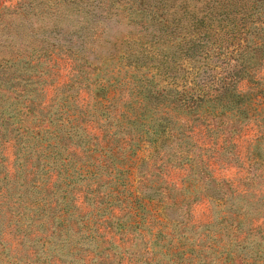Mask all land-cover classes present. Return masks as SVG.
<instances>
[{"label":"rangeland","instance_id":"obj_1","mask_svg":"<svg viewBox=\"0 0 264 264\" xmlns=\"http://www.w3.org/2000/svg\"><path fill=\"white\" fill-rule=\"evenodd\" d=\"M144 1L0 0V264H264V0Z\"/></svg>","mask_w":264,"mask_h":264},{"label":"trees","instance_id":"obj_2","mask_svg":"<svg viewBox=\"0 0 264 264\" xmlns=\"http://www.w3.org/2000/svg\"><path fill=\"white\" fill-rule=\"evenodd\" d=\"M139 2L140 5H142V11H149V13L152 14V18L156 19L158 17V15L160 16H165V14L167 13L166 10H164V4H156L154 5L153 7H145V1L144 0H136ZM231 1V0H230ZM230 1H225V0H220V6L224 5L226 2L227 3H230ZM254 11H257V6L253 7L252 8ZM240 11H238L239 13ZM216 13V12H214ZM252 13H249L248 14V17L249 19L252 17L251 16ZM261 15H264V11L261 12ZM237 17V15H236ZM236 17L234 18V20H236ZM231 20V19H230ZM239 20H246L248 21L244 16H240V19ZM258 20V21H257ZM257 20H253V22H251V24L253 25H256V39L254 41V46L251 47L252 50H261L262 49V46L264 44V42L262 41L264 39V34L263 35H259L260 31L261 30H264V16H263V19L261 18H258ZM163 21L165 22V28H166V31L167 29L169 28V25L166 24L167 23V19L164 18ZM201 21V20H200ZM219 21L220 23H224V22H227V19L222 17L221 15H219ZM257 21V22H256ZM236 23H238L239 25V22L236 21ZM247 23V22H246ZM256 23H258L259 25H257ZM175 29L178 28V26H175L174 27ZM186 30L184 31H179L181 32V34L179 35H173L174 37H178L180 38L181 42L179 43H176L177 45H180V44H184L185 46L186 45H189L187 47L184 48V55L187 56H191L193 51H195L193 53V56H191L192 58L195 57L197 55V48L200 46V43L196 44L194 43L196 40L200 41L201 38L203 37V33H202V30H201V27L198 26V22H196V24H193L192 27L190 28V30L187 29V27H185ZM211 31H214V30H211ZM233 31L237 32V33H240L241 31V27L237 28L235 27L233 29ZM175 33V32H173ZM228 34V33H227ZM231 36L233 37V39L237 36L236 34H234V32L231 34ZM163 39L167 40L166 37H164ZM173 40V39H172ZM155 42H152L151 44H154ZM130 44V41H128V45ZM161 44L165 45V41L163 40L161 42ZM181 46V45H180ZM183 49V48H182ZM145 51L146 49L143 48L141 52H139V54H145ZM139 54L137 57H139ZM246 54V48H242V49H238L237 50V56H241V55H244ZM128 57H131V54L128 53ZM146 57H148V55H146ZM237 59V58H236ZM129 63H137L135 61H130ZM148 75V74H147ZM154 74H151V75H148L146 77H144V79H146L148 81V83H143L142 84V88L140 89V93H143V95L147 98V101H146V105L148 106H156L157 105V98H158V95H156L155 97L152 96V92H153V85L151 84L152 80L154 79ZM127 84H129V81H126ZM193 88V87H191ZM167 91H166V96L165 97H168L170 96V94H175V97L176 98H173L174 96L172 95V98H168V99H171V102H174L175 100L176 101H180L183 99V98H178L177 95H180L181 94V90L177 89L176 87L175 88H166ZM185 99V98H184ZM190 99V100H189ZM195 98H188L186 101H188L189 103H182V105H188V106H193V105H190V104H194L195 103ZM199 101H201L200 99H198V101L196 103H199Z\"/></svg>","mask_w":264,"mask_h":264}]
</instances>
